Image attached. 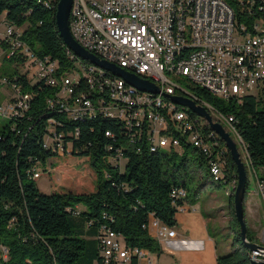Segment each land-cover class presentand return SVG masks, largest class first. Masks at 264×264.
<instances>
[{
    "label": "trees",
    "instance_id": "obj_1",
    "mask_svg": "<svg viewBox=\"0 0 264 264\" xmlns=\"http://www.w3.org/2000/svg\"><path fill=\"white\" fill-rule=\"evenodd\" d=\"M59 2L0 0V17L5 16L7 22L22 27V40L39 58L55 61L59 65L57 80H64L66 73L77 68L78 60L73 58L57 27ZM234 4L235 0L229 3L236 13V25L244 21L252 31L254 20L264 17V13L259 16L240 13ZM260 34L264 36V25ZM3 61L12 68L2 64V75L22 85L23 91L32 93L33 99L23 117L3 113L9 121L0 130V248L6 250L2 264H104L99 245L102 226L120 234L129 247L160 253V244L149 236L144 226L152 216L170 227L177 226L175 215L179 211L173 204L171 191L187 190V187L185 183L179 185L176 177L169 175L168 168L178 167L179 156L180 166H185L183 156L194 147L186 145L183 139L181 154L164 146L150 148L145 135L141 142L131 144L123 135L127 134V125L109 115L72 114L69 118L57 103L49 104V100L57 101L59 87L45 81L32 84L19 72V60ZM180 95L206 107L214 122L224 121L246 149L252 169H264V97L223 100L214 97L208 89L194 85L180 89ZM112 100H119L116 93H112ZM168 101L172 102L171 97ZM229 118L234 119L235 127ZM57 135L63 136L65 146H72L71 156L89 159L96 178L92 192L57 188L53 194H44L39 190L38 179L34 177L40 165L55 157L70 156L66 149H58V144H53ZM195 151L206 165L213 184L225 183L230 187L232 217L238 226L232 251L219 256L217 263L250 264L252 253L240 239V225L235 218L234 187L228 184L237 177L236 165L226 146H221L226 177L225 180L222 175L214 177L211 163ZM124 160L126 164L122 167ZM53 170L51 166L44 172L39 170V177ZM263 180L264 177L258 178V182ZM183 194L182 201L188 202V193ZM84 229L93 232L89 235L96 236V240L86 239ZM248 241L257 243L249 228Z\"/></svg>",
    "mask_w": 264,
    "mask_h": 264
},
{
    "label": "built area",
    "instance_id": "obj_2",
    "mask_svg": "<svg viewBox=\"0 0 264 264\" xmlns=\"http://www.w3.org/2000/svg\"><path fill=\"white\" fill-rule=\"evenodd\" d=\"M231 0H74L70 31L74 40L100 61L113 64L125 72L156 86L159 91L180 95V88L167 84L162 77V65L179 49L190 50V57L181 61L175 74L184 73L207 87L214 97L242 101L244 97H264V36L260 28L264 17L254 20L252 31L243 21L236 25V13ZM240 13H264V0H235ZM170 20H178V30H171ZM24 29L0 17L1 60L16 58L19 72L33 84L45 81L59 87L56 103L70 118L72 114H99L117 117L127 125L131 144L141 142L145 135L150 148L164 146L181 154L183 144L197 149L213 168L226 177V162L221 146H226L209 122L175 102L157 99V93L143 91L124 78L104 73V68L77 58V68L57 80L59 65L50 58H39L22 40ZM21 67L27 69L21 71ZM0 84L9 87L14 98L2 113L23 117L30 109L32 93L24 92L20 84L7 76ZM120 93V100H112ZM182 97V96H181ZM149 103H161L162 111H149ZM234 126V119L229 118ZM224 127V123H220ZM230 135L232 132H229ZM111 136V132H107ZM184 143L182 144V140ZM58 149L72 155V146H65L63 136H55ZM119 154L118 159H121ZM50 171V170H49ZM39 179V170L35 173ZM229 185H238L233 177ZM264 199V180L257 183ZM186 189H172L171 198L178 211L185 209L182 201ZM182 202V204H179ZM157 243L173 240L176 227H170L155 217L144 226ZM100 256L104 264H156L147 249L129 247L124 238L106 226L99 236ZM262 245V244H260ZM264 246V245H262ZM264 254V250H259Z\"/></svg>",
    "mask_w": 264,
    "mask_h": 264
},
{
    "label": "rangeland",
    "instance_id": "obj_3",
    "mask_svg": "<svg viewBox=\"0 0 264 264\" xmlns=\"http://www.w3.org/2000/svg\"><path fill=\"white\" fill-rule=\"evenodd\" d=\"M1 63L4 64L7 68H12L11 64L5 63L1 60ZM22 72H26L27 69L21 67ZM2 75V71H0V77ZM183 78H180L177 82L179 85H183V87L188 86L186 81H181ZM8 88L5 85L0 84V93L6 91ZM263 95H261L262 97ZM215 115V113H213ZM224 123V128L226 131L232 132L231 137L237 144L239 152L241 154V158L243 162L246 164L249 174V187H248V194L246 199L250 196L255 197L254 192H256V177L257 173L260 174L261 168H257L256 170L252 169L250 160L247 154L246 149L244 148L243 144L240 142V139L234 134L232 129L228 127V125ZM184 157L185 166H180L182 160L179 159L177 161L178 167L175 168L173 165L168 168L169 175L175 176L176 181L179 185L186 184L188 190V200L194 203H200L202 205V210L205 212L206 209L211 210L207 212V217L211 216L213 224L210 225L212 229V234L215 236L217 240L218 252L219 256H226L232 251V245L235 240V232L238 230V226L232 219H230V213L232 211L231 199L229 196L230 187L225 184H213L210 175L207 172L206 165L202 164L200 160V155L195 149H191L186 151ZM112 162V161H111ZM126 164V160L122 162V167ZM49 166L51 167H60L59 170L63 167L64 174L61 173L59 170L54 172L52 171L51 174L42 173V177L38 179L37 185L39 190L44 194H53V190L55 186H59L63 175H65L68 171L75 173V176L78 179L82 178V182L79 183L81 192H92L95 186V174L91 168L89 159L86 157H79V156H64V157H55L49 159L46 164H41L39 170L44 172L46 168ZM246 208V201L244 202V209ZM264 214V210L261 213ZM246 216V223L248 228L250 227L253 230V226L258 225V219H253L250 217L249 212L245 210ZM217 225V226H214ZM262 244V243H261ZM264 245V244H262ZM230 248L229 253L226 252V249Z\"/></svg>",
    "mask_w": 264,
    "mask_h": 264
},
{
    "label": "crops",
    "instance_id": "obj_4",
    "mask_svg": "<svg viewBox=\"0 0 264 264\" xmlns=\"http://www.w3.org/2000/svg\"><path fill=\"white\" fill-rule=\"evenodd\" d=\"M14 98L13 91L8 87L2 94L0 93V130L9 121L1 110L6 109ZM54 172L59 170L58 167H54ZM61 173L64 172L63 167L59 170ZM64 174V173H63ZM264 177V169L261 168L260 174L257 173L256 184L258 178ZM75 173L68 171L63 175L59 186H55L54 190L65 189V191L81 193L79 183L82 182V178L76 179ZM255 197L250 196L246 201L245 210L249 212L250 217L258 219V225L253 226V230L250 229L251 233L256 237L257 244H264V199L258 193L254 192ZM247 196V195H246ZM83 210L82 206H79ZM211 210H202V205L198 203L192 204L189 200L185 205V209L176 213L175 218L177 220V236L173 240L164 241L160 244V253H151L152 258L156 264H218L217 259L219 257L217 240L212 234L211 226L213 220L211 216H206L207 212ZM211 213V212H210ZM246 218V217H245ZM230 219H232V211L230 213ZM214 226H217L214 224ZM249 226V225H248ZM86 233L85 238L88 240H96V236H90L88 229H84ZM94 235V234H93ZM230 248L226 249L229 253ZM261 256V255H259ZM262 257V256H261ZM259 257L264 261V257ZM6 259V251L0 248V264L2 260ZM93 264H97L94 262Z\"/></svg>",
    "mask_w": 264,
    "mask_h": 264
},
{
    "label": "water",
    "instance_id": "obj_5",
    "mask_svg": "<svg viewBox=\"0 0 264 264\" xmlns=\"http://www.w3.org/2000/svg\"><path fill=\"white\" fill-rule=\"evenodd\" d=\"M73 4L74 0H60L56 14V22L60 36L69 50L72 51L78 58L89 61L96 66L102 67L108 71L113 72L117 76L124 78L129 84L137 87L140 90L159 93V89L153 84L141 80L140 78L125 72L122 68H119L113 64L107 63L105 61H100L97 57L84 50L74 40L70 31ZM171 99L178 105L188 107L199 116L205 118L209 122L211 128L217 132V134L226 144L237 170L238 185L233 193V196L235 218L240 225V239L251 253L259 250H264V246L248 241V226L245 219L244 202L250 181L247 166L241 158V154L239 152L237 144L231 137L230 133H228L220 123H215L213 121L211 114L205 107L197 105L196 101L191 98L172 96ZM250 264H264V261H256L252 259L250 260Z\"/></svg>",
    "mask_w": 264,
    "mask_h": 264
},
{
    "label": "bare ground",
    "instance_id": "obj_6",
    "mask_svg": "<svg viewBox=\"0 0 264 264\" xmlns=\"http://www.w3.org/2000/svg\"><path fill=\"white\" fill-rule=\"evenodd\" d=\"M170 28H171V30H178V20H170ZM260 31H262V27L260 28ZM260 36H263V34H260ZM185 57H190V50H187V49H179V50H177L175 52V54H171L170 55V60L167 62L166 65H162V77L165 79V81L167 82V84L170 85V86H172V87H176V88H180V89H185V87H183V85H179L180 83L177 82L180 78H183V80L186 81L185 83H187L188 85H194V86H198V87H202V88L208 89L207 87H205L201 83L195 81L193 78H191L187 74H184V73H177V74H175V72L177 71V69L181 65V61ZM104 71H107V72H104V73H112L111 71H108L106 69H104ZM183 80H180V82L183 81ZM116 95L118 96V99L120 100V93H116ZM172 96H179V95H177V94H171L168 91H160L159 93H157V99H161L164 102H169L168 99L170 97H172ZM181 96L182 97H186V98H190V97H187V96H184V95H181ZM220 98L223 99V100H230L227 97H220ZM172 102H174V101L172 100ZM154 110L155 111H158V110H161L162 111V104L161 103H149V111H154ZM208 112L210 113L211 111H208ZM5 114L12 115L10 113H5ZM109 117H113V116H109ZM226 148H227V146H226ZM170 150H176V149H170ZM227 150H228V148H227ZM212 173H213V176L214 177H219V176L222 175L217 170H215L213 168V166H212ZM261 183H263V182H261ZM182 198H185V195L184 194H182ZM259 255H261L262 257H264V254H262L259 251L252 252L251 260L253 259V260H256V261H262L261 259H259V257H261Z\"/></svg>",
    "mask_w": 264,
    "mask_h": 264
}]
</instances>
